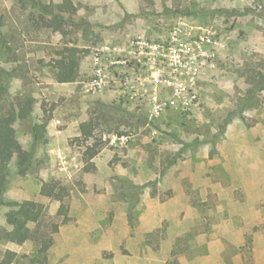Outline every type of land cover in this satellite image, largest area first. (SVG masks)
<instances>
[{"label":"rangeland","instance_id":"1","mask_svg":"<svg viewBox=\"0 0 264 264\" xmlns=\"http://www.w3.org/2000/svg\"><path fill=\"white\" fill-rule=\"evenodd\" d=\"M181 22L172 83L112 62ZM262 82L264 0H0V113L33 98L14 122L32 164L11 154L5 199L43 206L23 243L0 207V264H264Z\"/></svg>","mask_w":264,"mask_h":264},{"label":"trees","instance_id":"2","mask_svg":"<svg viewBox=\"0 0 264 264\" xmlns=\"http://www.w3.org/2000/svg\"><path fill=\"white\" fill-rule=\"evenodd\" d=\"M49 11V10H47ZM45 19V18H44ZM52 19V18H51ZM46 18L44 21L46 25L55 24V20L58 19L57 16L51 20ZM55 19V20H54ZM57 23V22H56ZM57 29H62L60 23L56 24ZM78 65L79 62L72 58L67 62H63L60 70L57 73V79L60 82H71L78 77ZM259 90L264 89V82L258 84ZM4 93V88L0 83V100ZM33 108V98H25L23 103H19L18 106L12 103L5 112L0 113V207L3 205L19 206L15 213L7 216V221L14 225L15 235L19 243L25 242L27 239L33 238V230L29 226L31 222H40V217L42 214V204L37 203L33 200H26L23 203H18L14 201H8L5 199V189L8 184V170L11 154H16L17 165L19 169H27L32 164L33 154L31 151L24 149L21 146L14 127V122L18 118H25L29 115ZM35 133L39 134L41 132L39 126H34ZM96 154L93 153L92 155ZM48 194L55 195L58 199H62V195L54 192L52 186H48ZM59 212L66 214L67 207L63 204ZM60 224L53 223L52 231L55 232L59 230ZM13 259V256L5 258L2 264H9ZM168 264H178L177 261H171Z\"/></svg>","mask_w":264,"mask_h":264},{"label":"built area","instance_id":"3","mask_svg":"<svg viewBox=\"0 0 264 264\" xmlns=\"http://www.w3.org/2000/svg\"><path fill=\"white\" fill-rule=\"evenodd\" d=\"M186 27L184 22L174 26L168 33V36L164 40L159 38H147L144 36H136L133 38L126 49H118L119 51L126 52V58L122 60H112L113 63H125V66L130 67L132 64H137L141 67L140 70H144L146 76L142 73L138 74V77L142 82L151 79L154 81H160L166 85L172 83V80L168 75L177 66L180 60V42L177 39V35L183 31ZM192 29V28H191ZM192 30L189 31L191 33ZM111 48L102 47L95 53V61L99 64L97 71V78L93 81L92 85L95 87H102L105 82L107 74L102 68L103 60H109L108 54H110ZM117 50V47L115 48ZM141 72V71H140ZM159 73L160 78L156 77L155 74ZM128 74H126L127 76ZM130 80L127 78L125 82ZM157 111L162 110V103L156 106Z\"/></svg>","mask_w":264,"mask_h":264}]
</instances>
